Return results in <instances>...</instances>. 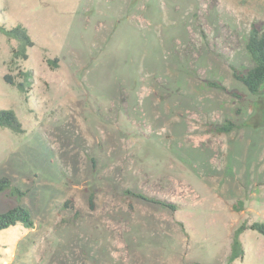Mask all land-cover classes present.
<instances>
[{
	"label": "rangeland",
	"instance_id": "1",
	"mask_svg": "<svg viewBox=\"0 0 264 264\" xmlns=\"http://www.w3.org/2000/svg\"><path fill=\"white\" fill-rule=\"evenodd\" d=\"M252 21L264 0H0V25L34 40L21 94L0 32V108L24 129L0 127V176L28 190L0 194V213L18 203L34 223L0 230V264H227L236 225L264 221V94L231 74L252 65ZM225 119L240 127L214 132ZM242 238L233 264H264V235Z\"/></svg>",
	"mask_w": 264,
	"mask_h": 264
},
{
	"label": "trees",
	"instance_id": "2",
	"mask_svg": "<svg viewBox=\"0 0 264 264\" xmlns=\"http://www.w3.org/2000/svg\"><path fill=\"white\" fill-rule=\"evenodd\" d=\"M0 32L8 40H14L15 44L10 49V57L5 63L6 72L3 74L2 79L6 84L16 87L21 94H26L30 91L32 83V71L21 66L22 62L28 58V50L34 45V40L28 33L27 29L22 23H16L9 27L0 25ZM245 51L252 61V65L245 68H234L231 70V74L234 79L240 81L247 87L248 93L252 96H260L264 94V28L261 22H251L250 29L247 31V38L245 42ZM55 58H47V62L52 66L56 65ZM208 84L217 87L220 90L228 92L233 95L238 102H243L245 94L238 92L237 90L228 89L225 85L220 82H214V80L208 81ZM239 108L235 109V112H239ZM20 119L11 108H0V127L9 129L14 133H23L24 129L21 126ZM240 127V124L232 119H225L224 122L212 127L216 133H228ZM27 189L20 188L13 179L8 175L0 176V194L4 197L17 198L20 200L27 194ZM134 196L148 201L153 204L160 205L162 207H172L175 205L165 200L153 197L151 195L143 194L140 192L134 193ZM73 198L69 197L59 204V210L71 207ZM94 192L89 193L88 207L93 209L94 204ZM239 206H233L234 209L241 207L242 203L239 202ZM80 216L78 211L74 212L72 218L63 220V222H73ZM31 213L26 206L16 204L6 211L0 213V230L5 229L16 222L21 223L24 227H33ZM245 229L257 231L264 235V221H252L243 219L239 224L236 225L232 232V241L229 246V253L227 255V264H233L236 260L242 259L244 256V241L242 233Z\"/></svg>",
	"mask_w": 264,
	"mask_h": 264
},
{
	"label": "bare ground",
	"instance_id": "3",
	"mask_svg": "<svg viewBox=\"0 0 264 264\" xmlns=\"http://www.w3.org/2000/svg\"><path fill=\"white\" fill-rule=\"evenodd\" d=\"M176 186V185H175ZM178 189H180V188H178Z\"/></svg>",
	"mask_w": 264,
	"mask_h": 264
}]
</instances>
